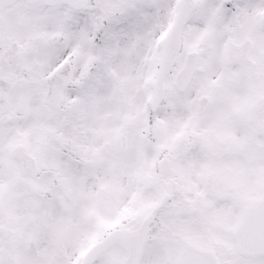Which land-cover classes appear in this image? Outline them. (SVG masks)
<instances>
[{"label": "snow or ice", "instance_id": "6c2138e0", "mask_svg": "<svg viewBox=\"0 0 264 264\" xmlns=\"http://www.w3.org/2000/svg\"><path fill=\"white\" fill-rule=\"evenodd\" d=\"M0 264H264V0H0Z\"/></svg>", "mask_w": 264, "mask_h": 264}]
</instances>
